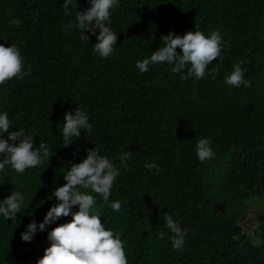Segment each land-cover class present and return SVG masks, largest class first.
<instances>
[{"label": "trees", "instance_id": "trees-1", "mask_svg": "<svg viewBox=\"0 0 264 264\" xmlns=\"http://www.w3.org/2000/svg\"><path fill=\"white\" fill-rule=\"evenodd\" d=\"M89 6L78 0V9ZM70 19L62 0H0V44H16L29 72L0 84V112L8 113L10 130L35 133V146L51 149L50 162L23 173L0 171V199L15 189L26 194L15 223L0 217V264L43 257L48 232L72 216L37 231L31 242L21 233L33 219L43 222L69 162H82L94 146L120 170L110 201L121 209L80 190L96 197L102 223L124 242L128 264H264V215L257 218L260 243L239 223L249 203L264 201V0H119L110 25L117 47L106 59L92 50L91 33L88 43L80 30H65ZM195 29L222 37V59L204 78L182 79L187 68L173 73L167 64L144 73L135 66L163 46L169 31ZM238 61L249 83L235 88L224 81ZM76 107L93 127L65 147L63 117ZM199 138L212 141L213 158H197ZM127 151L125 168L120 156ZM165 212L186 229L181 249L172 247Z\"/></svg>", "mask_w": 264, "mask_h": 264}, {"label": "clouds", "instance_id": "clouds-1", "mask_svg": "<svg viewBox=\"0 0 264 264\" xmlns=\"http://www.w3.org/2000/svg\"><path fill=\"white\" fill-rule=\"evenodd\" d=\"M89 7L78 9V0H62V7L71 17L65 30L78 29L81 38L89 43L90 37H96L92 50L102 58H108L117 47L118 34L111 28L112 10L118 6L119 0H88ZM163 46L152 51L150 57L136 61V67L141 73L149 71L150 65L167 64L171 72L184 73L182 79L189 77L200 80L205 77L208 66L218 57L222 59V37L218 31L206 35L201 30L187 31L177 35L172 31L162 37ZM180 49L178 52L177 49ZM243 61L232 65V71L225 77V83L235 88L248 85L245 78ZM24 70V58L16 44L5 46L0 44V84L13 78L23 79L28 75ZM210 74V72H209ZM93 125L89 116L76 107L73 111H66L62 122V137L65 147L82 135V130L91 131ZM12 121L8 113L0 112V171L10 166L18 173L26 169L35 168L49 159L51 149L45 142L36 147L35 133L28 135L24 128L10 130ZM87 156L82 162L71 163L66 170L62 186L56 187L48 199H56L43 218L37 223L34 219L21 233V239L31 242L37 231L43 232L46 226L54 223L60 217L72 216L70 222L60 224L48 232L47 239L50 246L44 250L42 258L36 264H128L124 242L118 233L105 227L97 207L96 197L80 189H91L102 196L104 203L109 204L114 211H120L119 201H110L112 187L120 170L97 147L86 149ZM197 158L203 162L215 156L212 141L209 138H199L196 143ZM52 157V156H51ZM131 158V151L121 154L120 162L127 167ZM50 162V159H49ZM149 170L160 167L155 162H146ZM26 194L12 190L10 194L0 199V217L15 223L18 213L22 215ZM78 206V211L73 207ZM164 223L170 229L173 249H181L185 244L186 229L165 212ZM167 234L159 233L164 239Z\"/></svg>", "mask_w": 264, "mask_h": 264}, {"label": "rangeland", "instance_id": "rangeland-1", "mask_svg": "<svg viewBox=\"0 0 264 264\" xmlns=\"http://www.w3.org/2000/svg\"><path fill=\"white\" fill-rule=\"evenodd\" d=\"M264 215V201L254 200L248 205V214L241 222L244 232L251 236L254 243H260V239L256 237L258 228L257 218Z\"/></svg>", "mask_w": 264, "mask_h": 264}, {"label": "water", "instance_id": "water-1", "mask_svg": "<svg viewBox=\"0 0 264 264\" xmlns=\"http://www.w3.org/2000/svg\"><path fill=\"white\" fill-rule=\"evenodd\" d=\"M242 221V220H241ZM241 221H239V223L241 224Z\"/></svg>", "mask_w": 264, "mask_h": 264}]
</instances>
